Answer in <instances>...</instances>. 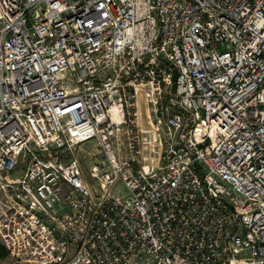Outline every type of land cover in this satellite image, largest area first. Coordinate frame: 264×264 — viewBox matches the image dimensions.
Wrapping results in <instances>:
<instances>
[{
    "label": "built area",
    "instance_id": "1",
    "mask_svg": "<svg viewBox=\"0 0 264 264\" xmlns=\"http://www.w3.org/2000/svg\"><path fill=\"white\" fill-rule=\"evenodd\" d=\"M0 243L264 264V0H0Z\"/></svg>",
    "mask_w": 264,
    "mask_h": 264
},
{
    "label": "rangeland",
    "instance_id": "2",
    "mask_svg": "<svg viewBox=\"0 0 264 264\" xmlns=\"http://www.w3.org/2000/svg\"><path fill=\"white\" fill-rule=\"evenodd\" d=\"M93 146H94V143L90 141V142L83 145V147H82L83 151H75V154L77 156L80 155L82 158V155L85 154L86 151L93 152ZM1 264H15V262L10 257H6V258L1 260Z\"/></svg>",
    "mask_w": 264,
    "mask_h": 264
},
{
    "label": "trees",
    "instance_id": "3",
    "mask_svg": "<svg viewBox=\"0 0 264 264\" xmlns=\"http://www.w3.org/2000/svg\"><path fill=\"white\" fill-rule=\"evenodd\" d=\"M8 257V252L6 251L5 247L0 243V264L1 260Z\"/></svg>",
    "mask_w": 264,
    "mask_h": 264
}]
</instances>
